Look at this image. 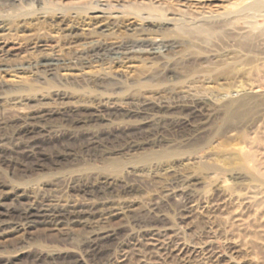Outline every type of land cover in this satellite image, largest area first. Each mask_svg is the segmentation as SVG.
<instances>
[{
    "label": "rangeland",
    "instance_id": "374dc122",
    "mask_svg": "<svg viewBox=\"0 0 264 264\" xmlns=\"http://www.w3.org/2000/svg\"><path fill=\"white\" fill-rule=\"evenodd\" d=\"M141 1L0 0V264H264V9Z\"/></svg>",
    "mask_w": 264,
    "mask_h": 264
},
{
    "label": "bare ground",
    "instance_id": "6f19581e",
    "mask_svg": "<svg viewBox=\"0 0 264 264\" xmlns=\"http://www.w3.org/2000/svg\"><path fill=\"white\" fill-rule=\"evenodd\" d=\"M107 1L109 0H97L96 2V7H99V5H106V6H110V2L107 4ZM118 1V0H117ZM125 1V0H124ZM137 1V0H136ZM189 0H163V1H160V0H143V3L142 1V4L139 2V4H137V8H143L145 10H147L148 12V16H151L150 18L148 19H144L146 22H153V18L152 16H157L158 19L162 22H167V19L165 17V13L169 12L170 9L174 6L176 8L177 11L179 12H185L186 9V6L188 7H192L194 8V11H196L198 14H204L205 12H208V11H202L201 8H202V4L203 1L201 2L200 0L199 1H196V2H193L192 0H190V3L187 4ZM244 1H251L250 4L247 6V9H250V10H254V11H259V10H262L264 9V0H235L236 3H241V2H244ZM50 2V1H48ZM95 2V1H94ZM129 2V1H128ZM51 3V2H50ZM100 3H105V4H100ZM124 3V2H123ZM225 3V2H224ZM201 4V6H200ZM206 4V3H205ZM207 5V4H206ZM205 5V6H206ZM238 5V4H237ZM200 8V9H199ZM203 9V8H202ZM206 9V8H204ZM99 11L102 10V9H98ZM140 10V9H139ZM210 12V11H209ZM221 12V11H220ZM217 13V12H216ZM217 15V14H216ZM156 23V22H155ZM176 23V22H175ZM198 27V26H197ZM143 29V28H142ZM197 32L199 34H204L207 32V29L205 28H198L197 29ZM173 43L171 40L169 39H160V40H156V39H150V38H141V39H137V40H131L130 41H126L124 43H121L117 46H115L114 48H111L110 49H115L116 51L117 50H120V54L124 60L127 59L129 60L128 58H130L131 54L134 52V50H132L133 47H136V46H144L145 47V50H141L142 52H147V54H159L160 52L162 51H167V50H170L171 47L173 46ZM94 44V43H93ZM157 45V46H156ZM109 48H106L105 46H103L102 44L100 43H97V44H94L92 46L89 47L88 45V48H85V50H83L81 52L80 55H97L98 58H101L103 56V53L105 51H107ZM109 49V50H110ZM163 49V50H162ZM81 51V50H80ZM165 51V52H166ZM78 55V54H77ZM79 55V56H80ZM91 56V57H93ZM119 56V54H118ZM117 56V58H118ZM96 57V58H97ZM95 58V59H96ZM51 59V58H50ZM102 59V58H101ZM122 60V59H121ZM54 61V60H53ZM52 60L48 61L47 63L50 65H53V62ZM47 64V65H48ZM41 65V64H40ZM45 65V64H44ZM48 65V66H49ZM47 66V67H48ZM57 66V65H56ZM161 67V66H160ZM250 70V69H249ZM183 85V83H182ZM143 87V86H142ZM23 88V87H22ZM201 98V97H200ZM181 101V100H179ZM183 103V102H182ZM142 105V104H141ZM144 105V104H143ZM142 105V106H143ZM147 105V104H146ZM185 105V104H184ZM145 106V105H144ZM143 106V107H144ZM149 106V105H147ZM182 106V104H181ZM191 106V105H189ZM140 107V106H139ZM141 108L138 112L139 113H145L146 109L147 108ZM146 107V106H145ZM184 107V106H183ZM192 107V106H191ZM152 109V108H151ZM155 109V108H154ZM199 109V108H198ZM195 110V109H194ZM154 112H156L155 110H153ZM137 112V111H136ZM138 113V114H139ZM141 116V115H140ZM148 115H146L147 117ZM143 117V116H142ZM144 118V117H143ZM72 119V118H70ZM153 120V119H152ZM144 123V122H143ZM150 123V122H149ZM141 125V124H140ZM149 125V124H148ZM151 125V124H150ZM146 127V126H145ZM139 129L141 127H138ZM143 128V127H142ZM27 130H30V129H27ZM136 130V129H135ZM141 130V129H140ZM143 130V129H142ZM197 130V129H196ZM135 132V131H134ZM133 137V136H132ZM134 138V137H133ZM132 138V139H133ZM135 139V138H134ZM92 140V139H91ZM136 140V139H135ZM131 141V140H130ZM32 143V142H31ZM34 144V143H32ZM38 144V143H37ZM132 144V143H131ZM130 144V145H131ZM30 145V143H29ZM35 145V144H34ZM88 145V144H87ZM87 145L85 147H87ZM34 147V146H33ZM90 147V146H89ZM83 149V148H82ZM87 151V150H86ZM101 199V198H100ZM109 203V201H107ZM106 202V203H107ZM102 204V203H101ZM111 204V203H110ZM99 205V204H98ZM103 205V204H102ZM105 206V205H104ZM99 207V206H98ZM82 208V207H80ZM102 208V207H101ZM107 208V207H105ZM93 209H94V206H93ZM16 210V209H15ZM19 210V209H18ZM34 210V209H33ZM28 211V210H27ZM109 212V211H108ZM86 213V212H85ZM16 214V213H15ZM23 214V212H22ZM79 212L77 213H74V212H70V211H67L66 209H47V210H43V211H37V212H26L24 214V217L26 220L30 221V222H33V221H37L39 220V218H42V219H57V220H61V219H70V218H75L77 216H79ZM82 214V213H81ZM2 215V214H1ZM88 215V214H87ZM92 215V214H90ZM17 217V216H16ZM23 217V218H24ZM83 217V216H82ZM18 218V217H17ZM8 219V218H7ZM13 219V218H12ZM22 219V218H21ZM91 219V218H90ZM3 220V219H2ZM14 220V219H13ZM78 220V219H77ZM76 220V221H77ZM44 222V221H43ZM42 222V223H43ZM50 222V221H49ZM55 222V221H54ZM34 223V222H33ZM73 223V222H72ZM26 225V224H25ZM30 225V224H29ZM55 225V223H54Z\"/></svg>",
    "mask_w": 264,
    "mask_h": 264
}]
</instances>
